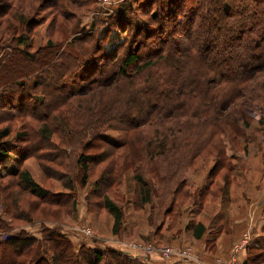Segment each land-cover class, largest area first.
Wrapping results in <instances>:
<instances>
[{
    "label": "trees",
    "instance_id": "16d2710c",
    "mask_svg": "<svg viewBox=\"0 0 264 264\" xmlns=\"http://www.w3.org/2000/svg\"><path fill=\"white\" fill-rule=\"evenodd\" d=\"M61 1L67 5H62L60 9L73 4V0ZM133 2L137 8L139 2H142L139 8L150 6L143 13L152 17V23L157 20L161 25L152 32L145 31L143 41L127 43L125 38L110 56L102 53L101 48L102 57L99 58L100 51H92V46L88 50L83 45L77 48L76 42L67 44L68 49H60L62 39L57 45H48L49 39L44 48H37L33 55L27 54L33 47L29 37L32 28L40 22H33L17 11L26 10L29 15L37 9L40 1L0 0V36L7 35V40L0 37V50L2 45L10 49V43H14L23 49L14 52L10 49V53L18 54L25 63L30 62L31 69L32 66L33 69L40 66L34 77L29 78L33 86L30 80L24 79L23 83L15 80L17 72L8 67L5 74L9 78L5 77L7 83L0 89L5 92V87L15 86L20 87L22 92L31 88L41 92V95L29 98L34 100L35 107H41L44 112L39 117H32L39 123L33 133L24 129L11 137L9 127L0 129V196L10 219L24 221L29 218L22 210L19 211L20 190L37 200L30 204L34 210L39 209L41 204L58 206L56 197L50 196L48 190L41 188L29 171L20 165V160L34 156L49 144L57 152H62L66 146L80 149L74 164L80 171L78 183L81 187L87 185L93 169L100 168L95 191L101 196L103 207L114 216L113 232H117L122 211L110 195L114 194L112 190L119 186L126 171L134 173L133 179L138 185L137 204L150 203L153 194L160 199L163 214L172 218L174 206L180 209L185 204L184 200L191 197L183 177L185 170L192 168L198 160L205 159L201 155L208 152L214 153L216 160L209 175L229 160L225 154L226 147H222L221 136L230 137L232 134L236 137L241 133L232 119V109L236 110L234 114L244 118L243 124L246 125L249 104L260 99L255 89L258 87L264 92V0H166L169 15H165L162 9L151 13L156 6L154 0ZM160 2L163 4L164 0ZM127 6L126 1L118 4L107 19H120V12ZM56 12L50 13L51 36L56 31L70 35L78 25L72 28L69 25L71 17L62 11V22L58 24ZM96 18L100 21V17ZM166 18L171 28L168 31L163 27ZM142 21L138 18L134 26H141ZM125 31L123 28L122 32ZM77 33L78 42L92 38L80 37L81 31ZM88 33L91 34L90 31ZM98 40H104V37ZM121 47H126L127 53L118 63ZM142 48H146L147 53H143ZM72 50H80L81 53H73ZM246 56L250 58L245 66H239L240 58L243 61ZM31 57L37 61L29 60ZM216 61L218 63L215 64ZM94 63L100 64L96 65V70L91 67ZM217 64L221 69L212 71ZM232 66L239 68L233 69ZM262 79L261 83L257 82ZM65 88L70 89L68 93H64ZM22 100H25L24 95ZM7 102L0 103V107H9ZM19 109L15 111L22 113L29 107L27 110ZM190 118L194 122L190 124L189 135L187 128L179 126L184 123L173 126L175 119ZM3 121L6 120H0ZM11 121L7 119V122ZM139 128H143L139 136H148L141 147L131 137L126 138L123 144H111L102 137L107 131L130 132ZM184 134L188 136L181 138ZM53 138L57 142H53ZM173 138L177 142L175 148L171 146ZM65 155L62 152L59 156ZM59 156L48 159V162L60 168V163L55 161ZM230 159L233 160V157ZM8 161H13L16 166L5 167ZM46 170L43 169L46 175L61 181L65 189L73 188L69 172L62 173L52 166ZM146 173L153 180L155 189L144 177ZM4 179L9 180L8 185L2 186ZM220 190L224 199L221 205L228 203L227 185L224 184ZM204 193L194 194L199 197L198 204L204 202ZM7 200L10 204L6 203ZM44 208L42 214L48 215L49 211ZM52 214L49 215L52 217ZM221 227L215 229V236ZM187 228L192 230L197 240L206 231L202 222L191 223ZM262 230L264 232V227ZM63 247L64 251H59ZM70 247L71 244L54 231H48L41 241L16 234L0 242V264H135L113 249L99 251L82 248L72 253L68 252ZM256 251L257 255L251 257L250 254ZM247 253L250 261L246 260L243 264H264V248L249 249Z\"/></svg>",
    "mask_w": 264,
    "mask_h": 264
},
{
    "label": "rangeland",
    "instance_id": "374dc122",
    "mask_svg": "<svg viewBox=\"0 0 264 264\" xmlns=\"http://www.w3.org/2000/svg\"><path fill=\"white\" fill-rule=\"evenodd\" d=\"M39 1L37 9L29 15L26 10L17 11L21 13L19 15L28 17V19L31 18L33 22L35 20L40 22L38 26L32 28L31 36H29L33 44V47L27 52L29 55H33L37 48H44L49 39L48 45H57L60 42L59 40L62 39L63 43L60 45V49L67 48V44L71 45L76 42L77 48L83 45L88 50L92 46V51L96 49L100 51L99 58L102 57L100 56L102 53L110 56L111 53L115 52L117 46L124 42L125 38H127V43L143 41L145 31L152 32L161 25L157 20V22L153 20L152 23V17L145 16V13H143L148 11L147 9L151 8L150 6L144 5V7L139 8L140 3H142L139 2L137 8L134 5V0H110L105 2V4H103L104 0H73V4L69 8L66 7L64 9L60 8L62 5L66 6L67 3H63L61 0H58V2H52L51 0ZM125 1L127 2L128 10L124 9L120 12V19L109 21L107 19L108 15L112 13L118 4ZM154 1L156 6L152 8L151 13L154 11L159 12L162 9L165 15H169L167 11L169 7L166 4V0L162 2L163 4H160L161 0ZM150 3L146 2L145 4ZM53 8L55 10H52ZM129 10L130 12H128ZM51 11H57L58 24L62 22V11L67 17H71L69 25L72 28H75L76 25L78 27L70 35L69 33L63 34L61 31H56L51 36L52 31L49 28L52 21ZM59 11L60 15L58 14ZM96 17H100V21H96ZM138 18L147 22V24L142 21L141 26L135 27L134 23L137 22ZM166 19L163 21V27L168 31L171 28L168 25L169 19ZM123 21L126 22L123 23ZM123 28L127 32H122ZM78 31H81L80 37L92 38H88L84 42H78ZM89 31L91 34L88 33ZM0 37H5L4 40H7V35L1 34ZM102 37H104V40H98L102 39ZM10 45L9 47L13 52L23 49L17 47L14 43H10ZM10 49L2 45L0 50V88H3L6 85L5 83H7L5 77L7 78L8 76L5 72H8V67L14 68L13 70L17 72L14 79L22 83L34 77L33 74L40 68L38 66V68L33 69L34 67L32 66L31 69L28 65L30 62L26 61L25 63L24 59L18 54L10 53ZM142 50L143 53H147L146 48H142ZM72 51L73 53H81L80 50ZM126 51V47H121L118 50V63H121V59L127 53ZM249 58L246 56L242 61L241 57L239 66L244 67ZM35 59L31 57L29 60ZM216 63L218 62L216 61ZM96 65L100 64L94 63L91 65V67L93 66L92 69L96 70ZM239 66H232V68L236 69ZM220 67L217 64L211 68L215 72L221 69ZM262 75L264 76V72ZM262 81L263 79L257 82L261 83ZM30 84L34 85L32 81ZM49 84L52 83L50 82ZM85 85L86 83L83 84V86ZM1 89L0 103H6L8 100L9 107H0V120H6L0 122V129L9 127L12 130L11 137H13L14 133L23 132L24 129L33 133L39 127L38 121L34 118L38 115L41 116L44 112L40 110L41 107H35L34 100L29 97L31 95L39 96L41 92L32 91V88L22 92L20 87L15 86L5 87V92ZM39 89L43 88L40 87ZM69 90V88H65L64 93H68ZM255 91L260 96V99L249 104L250 109L246 114V125L243 124L244 118L242 116L237 113L234 114L236 112V110H233L234 108L231 111L234 112L232 119L240 127L239 131L241 133L238 136L236 135V137L232 134L230 137L220 135L222 147H226L225 154L229 159L226 161V165L209 175L208 173L216 160L214 153L208 152L204 153L203 156L201 155V158L205 157V159L198 160L199 162L192 168L185 170L183 177L189 186L188 191L191 197L184 200L185 204L180 209L174 206L172 211L174 217L171 218L163 214L162 206L160 205L161 201L153 194L151 195L150 203L137 204L136 192L138 185L133 179V171L128 170L123 174L119 186L112 190L114 194L110 195L112 201L122 211V220L117 232H113L114 216L103 207L102 198L95 191L97 189L95 183L99 177L100 168L95 167L89 175L87 185L81 187L78 183L80 171L74 164L75 156L80 152V149L77 146H66L64 150H61L66 154L65 157H62L59 156L62 152L53 151V146L49 144L46 147L48 149L44 148L36 152L34 156L20 160V165L23 169L29 171L34 181L41 188L48 190L47 192L50 196L56 197L58 206H44V204H41L42 206L39 205V209L36 208L34 210L33 205L30 204L36 203L37 200L27 192L20 190L19 198L21 203H19V211L22 210L29 218L24 221H14L7 214L6 207L3 200H1L2 196H0V242H4L7 237L16 234H25L30 238L41 241L48 231H54L63 240L71 244L68 252L75 253L82 248L99 251L113 249L122 253L129 262H134L135 264H241L242 261L243 264L246 260L250 261L247 253L249 249L253 251L257 248H264V235H262V227H264V92L258 87ZM48 93L49 95L51 94L50 90ZM23 95L26 103L22 100ZM28 107L29 109L27 110ZM19 108L27 111H22V113L15 111ZM7 119L12 121L7 122ZM179 122L184 123L179 126L187 128L189 135L192 127L190 124L194 120L191 118L184 120L175 119L173 126ZM142 129L139 128V130H131L130 132L107 131L102 134V137L111 144H123L126 138L131 137L141 147L148 139L146 135L139 136V132L143 131ZM179 130L181 129L179 128ZM188 135H181V138ZM53 140V142H57L55 138ZM172 140L174 144L171 146L175 148L177 142H175V138ZM40 143L38 142V144ZM57 155L59 157L55 161L60 163V168L48 162V159L52 157L55 159ZM231 157H233V160L230 159ZM8 162L4 164L5 167L16 166L13 161ZM49 166L63 171L62 173L69 172L68 175L73 180V188L70 190L65 189L61 181L46 175L43 169L47 171L46 168ZM144 177L151 182L153 189H155L151 177L147 173ZM8 181V179H4V182L1 183L2 186L8 185ZM63 181H65L64 178ZM224 184L227 185L226 196L233 195L240 199L242 195L244 199H248L247 204L243 200H238L233 203L228 201V203L221 205L223 198L220 189L224 187ZM259 190L263 191L262 196ZM200 191H205L202 205L198 204L199 197L197 195ZM194 194L197 195L194 196ZM192 196L195 198H192ZM6 203L10 204V201L7 200ZM43 208L48 210L49 214L53 213L52 217L49 214H42ZM226 209H230L229 215L227 213L224 214ZM223 214L226 216L223 217ZM198 222L204 223L206 231L201 240H193L192 230L188 231L187 227L191 223L195 225ZM219 226H222V232L225 231L227 235H234L223 238L224 240L220 239V242L217 243L215 229ZM63 249L65 248H59V251H64ZM165 249L167 252H165ZM257 252H252L250 254L251 257H255ZM243 254L246 259L243 258L244 256L241 257Z\"/></svg>",
    "mask_w": 264,
    "mask_h": 264
},
{
    "label": "crops",
    "instance_id": "0c3cea01",
    "mask_svg": "<svg viewBox=\"0 0 264 264\" xmlns=\"http://www.w3.org/2000/svg\"><path fill=\"white\" fill-rule=\"evenodd\" d=\"M261 189V188H260ZM259 192L261 193L260 195L262 196V190H259ZM222 199V198H221ZM240 201V200H243L244 201V203L245 204H247V202H248V199L247 198H243V196L241 195V198L240 199H238V198H236L235 196H233V195H230V196H228V201L229 202H231V203H233V202H235V201ZM227 213V215H229L230 214V209H226V212L224 213V214H226ZM223 214V217L224 216H226V215H224ZM263 228V227H262ZM188 231H190L189 229H188ZM224 232V233H223ZM220 231L219 232V234L217 235V236H215L216 238H217V243H219L220 242V239L222 240L223 238L225 239V238H227V237H230V236H232V235H234V234H232V235H227V233L225 232V231ZM262 235H264V232H263V230H262ZM215 238V239H216ZM192 239L193 240H195V238L193 237V235H192ZM202 238H200V239H198V240H201ZM223 239V240H224ZM197 240V239H196ZM244 254H246V253H244ZM244 254L241 256V257H243L244 256ZM243 258H245V256L243 257ZM246 259V258H245ZM243 262V261H242ZM242 262H241V264H242Z\"/></svg>",
    "mask_w": 264,
    "mask_h": 264
},
{
    "label": "built area",
    "instance_id": "2783aa9c",
    "mask_svg": "<svg viewBox=\"0 0 264 264\" xmlns=\"http://www.w3.org/2000/svg\"><path fill=\"white\" fill-rule=\"evenodd\" d=\"M107 1H110V0H104L103 4H105V2H107ZM165 252H167L166 249H165ZM220 264H225V263H220Z\"/></svg>",
    "mask_w": 264,
    "mask_h": 264
}]
</instances>
